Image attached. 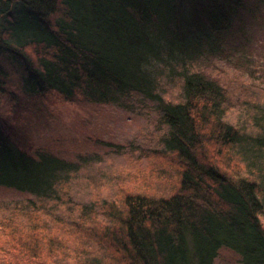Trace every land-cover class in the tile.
Listing matches in <instances>:
<instances>
[{
    "label": "trees",
    "instance_id": "16d2710c",
    "mask_svg": "<svg viewBox=\"0 0 264 264\" xmlns=\"http://www.w3.org/2000/svg\"><path fill=\"white\" fill-rule=\"evenodd\" d=\"M261 8L0 0V264H215L225 252L264 264V131L232 119L247 100L211 61ZM58 102L159 122L161 147L147 154L173 169L169 191L125 175L105 193L64 192L80 161L39 146Z\"/></svg>",
    "mask_w": 264,
    "mask_h": 264
},
{
    "label": "rangeland",
    "instance_id": "374dc122",
    "mask_svg": "<svg viewBox=\"0 0 264 264\" xmlns=\"http://www.w3.org/2000/svg\"><path fill=\"white\" fill-rule=\"evenodd\" d=\"M187 16L183 9L182 18ZM211 59L212 69L227 83L236 85L238 95L247 100L243 111H233L232 119L247 132L264 131V14L257 16L256 24L249 27L240 43L227 45L223 53ZM51 115L53 128L41 137L39 146L65 159L80 161L77 172L65 175L71 177L60 187L64 192L74 197L94 191L105 193L115 185L114 178L121 180L125 175L138 178L140 184L152 186L159 193L169 191L173 169L147 154V149L161 147V125L148 119L143 111L128 112L113 104L78 107L58 102ZM7 197L9 191L0 188V201ZM215 264L243 263L235 253L225 252Z\"/></svg>",
    "mask_w": 264,
    "mask_h": 264
}]
</instances>
